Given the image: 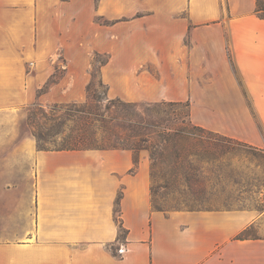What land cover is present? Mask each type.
<instances>
[{
    "label": "crops",
    "instance_id": "0c3cea01",
    "mask_svg": "<svg viewBox=\"0 0 264 264\" xmlns=\"http://www.w3.org/2000/svg\"><path fill=\"white\" fill-rule=\"evenodd\" d=\"M255 10L256 0H0V111L83 101L100 52L111 96L189 101L195 124L264 147ZM151 186L148 150L0 145V201L18 202L23 221L0 239V264H264V238H236L258 212L166 213Z\"/></svg>",
    "mask_w": 264,
    "mask_h": 264
},
{
    "label": "rangeland",
    "instance_id": "374dc122",
    "mask_svg": "<svg viewBox=\"0 0 264 264\" xmlns=\"http://www.w3.org/2000/svg\"><path fill=\"white\" fill-rule=\"evenodd\" d=\"M107 56L103 53L98 58L105 59ZM95 58L93 53L90 73L92 74L94 69L96 77L90 99L95 104L94 108L99 115L103 114L110 118L114 113L105 108V98L116 97L107 93V86L100 82L99 63H95ZM62 75V69L57 70L50 79L48 87L40 91L38 95L46 92L51 83L57 81ZM87 100H89V94L86 89V97L83 101L54 103L37 101L35 104L0 111V145H15L27 137L33 138L38 145L34 133L40 132L48 136L47 147H62L77 126L76 118L66 114L67 105L75 102L84 103ZM138 103L149 104V102ZM56 106L58 109L53 111ZM168 108L175 111L170 114L171 118L176 116L178 121L184 120L195 124L191 119V106L180 104ZM108 125L112 127L113 122ZM98 126L99 124L96 127ZM97 132L100 134L101 129ZM219 143H224V146L221 148L212 146L209 157H206L200 148L197 149L198 155L189 157L195 166L192 176L188 177L180 173L175 182L168 183V186L164 188L158 186L163 181L157 183L152 180V186L157 190L153 196L155 200L153 208L162 209L166 213L181 209H252L258 212L260 217L256 223L252 224L249 235L264 238V147H258L237 138H234L232 142H224L220 139ZM189 184L191 187L188 186ZM22 223V212L19 210L18 202L0 201V239L16 238V230Z\"/></svg>",
    "mask_w": 264,
    "mask_h": 264
},
{
    "label": "trees",
    "instance_id": "16d2710c",
    "mask_svg": "<svg viewBox=\"0 0 264 264\" xmlns=\"http://www.w3.org/2000/svg\"><path fill=\"white\" fill-rule=\"evenodd\" d=\"M255 11L260 18L264 19V0H256ZM102 54L95 52V63H99L98 72L100 82L103 84L101 68L108 61L109 56L105 59H99L98 57ZM95 77L96 74L93 69L91 81L87 86L89 100L84 103L75 102L67 105L66 114L76 118L77 126L68 136L66 143L62 147L49 148L46 146L48 136L38 132L34 133V135L37 138L39 149L86 150L123 148L130 149L135 153L148 150L151 159V178L153 182L159 183L163 181L158 186L164 188L168 186V183L175 182L180 173H184L188 177L193 175L195 166L189 157L198 155V148H200V151L202 150L201 152L206 157H209L212 153V146L216 148L224 146V143H219L220 139L224 142H232L234 140L232 137L220 135L200 125L185 122L184 120L178 121L176 116L170 117V114L175 111L170 110L168 107L180 104L191 106L189 101H159L141 105L138 102L126 101L120 97H106L105 108L108 111H113L114 114L110 118L103 116V114L99 115L96 112L97 109L94 108L95 104L90 99ZM49 82L39 92L48 87ZM104 84L109 89L108 85ZM57 109L58 106L54 107L53 111ZM110 122H113L112 127L108 125ZM97 124H99L98 127H96ZM98 129H101L100 134L97 132ZM188 186L191 187V184ZM151 192L152 204L155 205L153 196L157 193V190L154 189V186H151ZM251 226L245 228L236 238H261L249 235ZM125 235L126 229L121 223L119 239L124 240ZM113 251L115 252V249Z\"/></svg>",
    "mask_w": 264,
    "mask_h": 264
},
{
    "label": "built area",
    "instance_id": "2783aa9c",
    "mask_svg": "<svg viewBox=\"0 0 264 264\" xmlns=\"http://www.w3.org/2000/svg\"><path fill=\"white\" fill-rule=\"evenodd\" d=\"M123 251H124V247H123V245H121L120 248L118 249V252H119L120 254H122Z\"/></svg>",
    "mask_w": 264,
    "mask_h": 264
}]
</instances>
